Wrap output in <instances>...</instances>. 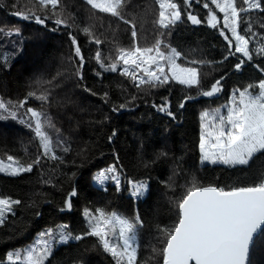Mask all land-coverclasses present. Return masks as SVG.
<instances>
[{
	"label": "trees",
	"instance_id": "obj_1",
	"mask_svg": "<svg viewBox=\"0 0 264 264\" xmlns=\"http://www.w3.org/2000/svg\"><path fill=\"white\" fill-rule=\"evenodd\" d=\"M174 2L180 5L182 15L169 29L155 23L160 11L157 0H128L123 15L136 25L138 46L151 47L159 38L181 54L183 64L197 63L198 86L170 81L163 86L137 87L138 81L121 75L122 61L115 72L102 68L95 59L97 50L105 65L114 61L118 48L133 47L131 25L92 9L86 0H61L62 18L69 26H57L54 18L41 25L14 14L30 8V0H0V98L16 103L33 91L49 95L43 104L28 98L24 108L16 109L17 119L0 120L1 157L11 155L24 164L40 157L31 172L15 177L0 173V197L21 202L0 224V264H12L7 259L11 250L25 251L50 229L56 243L46 264H116L97 237L59 243L60 225H67L73 235L88 230L83 214L86 208L93 212L100 208L133 222L138 215L142 225L138 224L136 231V264H163L164 244L158 226L178 222L177 202L194 179L200 186L228 190L252 186L264 177V154L257 153L248 165H217L201 161L199 146L201 114L220 107L237 90L264 79V72L256 67L264 68V56L256 54L259 41H250L253 61L237 71L234 65L246 58L241 53L230 54L234 45L230 49L220 35L222 13L210 4L219 19L218 27L213 28L207 23L204 0L200 4L193 0L191 8L183 0ZM237 3L240 6L241 0ZM189 11L198 16L200 24L187 19ZM242 16L257 37H264V12L253 10ZM86 27L103 43L90 42L82 31ZM238 30L248 35L244 22ZM224 31L231 38L230 31ZM72 37L85 57L83 68ZM217 79H221V91L210 97L202 95ZM165 100L175 119L153 106ZM122 104L125 107L121 108ZM28 107L44 112L54 125L43 130L51 137L52 152L58 159L43 156L35 133L20 122L29 119L25 115ZM111 165L122 172L119 192L114 183L102 186L94 181L96 173ZM128 181H148L147 192L131 196ZM73 189L76 196L71 210L61 211ZM249 261L264 264V234L256 237Z\"/></svg>",
	"mask_w": 264,
	"mask_h": 264
},
{
	"label": "snow or ice",
	"instance_id": "obj_2",
	"mask_svg": "<svg viewBox=\"0 0 264 264\" xmlns=\"http://www.w3.org/2000/svg\"><path fill=\"white\" fill-rule=\"evenodd\" d=\"M31 7L26 11L14 13L25 20H34L37 24H45L46 20L53 19L57 26L67 24L63 17V9L60 8L61 0H30ZM92 9L101 13L110 14L122 20L125 24L131 25V36L133 47L125 49L118 48L115 60L105 65L101 53L97 50L95 59L102 68L115 72L118 64L122 61L124 65H132L143 72L142 76H137L136 72H130L128 67H124L121 75L130 76L133 81H137V87L148 84L151 87L163 86L174 80L181 85L189 87L200 84L199 74L195 68H185L177 64L176 60L181 55L175 48L165 45L162 39H157L151 47H140L136 44V25L125 19L123 9L128 0H86ZM159 4V18L155 21L160 28L169 29L181 20V7L174 0H157ZM186 7L191 8L193 0H183ZM200 4L201 0H195ZM215 6L220 13H223V28L220 35L227 41L229 48L234 45V52L241 53L246 60L241 59L234 65L237 71L242 69L246 62L253 61L252 50L249 47L250 41H259L256 54L264 56V37H257L252 31V26L244 20L242 14L251 13L253 10L264 12V0H241L238 6L237 0H204L202 6L207 9V23L213 27H218L219 20L216 11L210 7ZM16 5L13 4V7ZM187 19L192 24H200L201 20L191 11L187 13ZM244 22L248 35L241 34L240 24ZM264 27V24H261ZM224 29H228L231 38ZM82 31L91 38L90 42L100 45L103 41L97 38L90 28ZM161 36L164 33L160 34ZM72 44L75 46V54L79 57L80 68L84 66L85 57L75 37H72ZM163 47L169 51L162 50ZM227 59V57H225ZM153 66H155L153 68ZM260 71L264 68L256 65ZM167 69V70H166ZM77 75L83 79L80 72ZM223 79V77H221ZM221 79H217L211 84L210 90H205L201 94L213 96L221 91ZM258 89L257 94H253L251 89ZM239 100L236 101V94H233L232 106L228 108L227 115H219V123L215 125V132H208L207 136L212 137L214 142L206 139L205 125L201 124L200 151L201 161H208L213 164L222 163L229 166L248 165L257 153L264 154V79L257 84H249L243 90H237ZM35 98L41 103H46L49 95L41 92H29L25 99L13 103L0 98V120L17 119L16 109L24 108L28 103V98ZM107 97V93H105ZM191 99V97H188ZM154 107L165 112L175 119L174 113L169 110L170 105L165 103ZM121 108L125 105H120ZM179 107L183 108L184 103ZM219 113L220 109H216ZM6 113V115H5ZM25 115H28L26 123L39 139V145L43 149V156H50L51 159H58L52 152L51 137L43 129L45 126L54 127L47 115L37 109L28 107ZM209 113L204 112L201 116L203 121ZM217 117H213L215 121ZM113 135H115L113 133ZM68 151L67 148L64 149ZM4 163L0 160V173L9 176H19L21 173H28L33 170L34 165L40 163V157L31 163L24 164L11 155L7 156ZM112 174L111 176L109 174ZM98 184L103 185L105 181H114L116 191H121V181L117 174L115 165L99 172L94 178ZM132 187L131 195L140 197L147 191L145 182L129 181ZM76 196L73 189L64 202L61 211L71 210L72 197ZM19 200L10 197L0 198V224L4 223L5 215L13 211V206L20 204ZM178 222L173 226H158L161 233L163 264H250V249L255 243L258 234H264V177L259 183L246 187H232L226 190L217 186H200L195 179L187 188L186 193L177 202ZM84 216L88 222V230L73 235L67 231V225H60L59 241L67 243L69 240L80 241L86 237H97L100 245L106 253H109L116 264H136L137 261V225H142L139 216L135 222L118 216L116 213L107 214L103 209L97 208L95 212L84 209ZM118 226V232H117ZM111 233L112 239L109 238ZM54 230L50 229L41 234L40 239L30 249L26 250L23 258L19 252L8 254L7 259L12 264H46L52 255L51 238ZM44 237H48L45 239ZM153 251H157L153 249Z\"/></svg>",
	"mask_w": 264,
	"mask_h": 264
},
{
	"label": "rangeland",
	"instance_id": "obj_3",
	"mask_svg": "<svg viewBox=\"0 0 264 264\" xmlns=\"http://www.w3.org/2000/svg\"><path fill=\"white\" fill-rule=\"evenodd\" d=\"M223 13H222V17H223ZM219 20V19H218ZM222 20V19H221ZM223 21V20H222ZM130 28H131V26H130ZM140 43V41L138 40V41H136V44L138 45ZM168 46H170V45H168ZM171 47V46H170ZM171 48H173V47H171ZM162 50H164L165 52H167V51H169V48H167V47H163L162 46ZM179 58H180V56L177 58V60H176V62H177V64H179L181 67H185V68H195V69H197V72H198V74H199V68H198V64L196 63V64H193V65H187V64H183L182 62H180L179 61ZM125 67H128V69H129V71L130 72H133V71H135L136 72V74H137V76L139 77V76H142L143 75V72L140 70V69H136L134 66H132V65H125ZM155 66H153V68H154ZM167 70V69H166ZM138 81V80H137ZM172 81H174V80H172ZM176 82V81H175ZM185 86H187V85H185ZM193 86H195V85H193ZM250 91H252L253 92V94H257L258 93V89L257 90H250ZM236 94V101L238 102V100H239V93L237 92V93H235ZM232 100H233V95L230 97V99L227 101V102H225L223 105H221L220 107H218V108H215V109H211V110H205L204 112H208L209 113V115H208V117H206L203 121H202V123L205 125V129H204V131H205V134H206V139H208L209 141H210V143L211 142H214V139L212 138V137H208L207 136V133L208 132H215V125L216 124H218L219 123V119H218V116L219 115H227V110H228V108L229 107H231L232 106ZM216 109H220V112L219 113H217L216 112ZM203 112V113H204ZM202 113V114H203ZM202 114H201V116H202ZM213 117H217V119L214 121L213 120ZM14 158H16V157H14ZM16 159H18V158H16ZM0 160H3L4 161V163H10L9 161H7V157L6 158H4V157H1L0 156ZM19 160V159H18ZM21 161V160H20ZM204 162H208V161H204ZM208 163H211V162H208ZM211 164H213V163H211ZM217 165H219V164H222V163H216ZM111 166H113V165H111ZM110 166V167H111ZM229 166V165H228ZM109 168V167H108ZM117 168V167H116ZM107 169V168H106ZM105 169H103L102 171H104ZM101 172V171H100ZM99 173V172H98ZM98 173H96V175L98 174ZM3 174V173H2ZM117 174L119 175V179H120V181H121V183L123 182V179H122V172L117 168ZM96 175H95V177H96ZM110 176L112 175L111 173L109 174ZM94 177V178H95ZM94 181H95V179H94ZM96 182V181H95ZM134 182H145L146 184H147V190H148V181H134ZM97 183V182H96ZM109 183H114V181L113 180H111V179H109V180H107V181H105V183L102 185V186H105L106 184H109ZM98 184V183H97ZM128 184H129V181H128ZM99 185H101V184H99ZM131 191H132V187H131V185L129 184V189H128V192H129V194L131 195ZM147 192V191H146ZM145 192V193H146ZM144 193V194H145ZM132 196V195H131ZM143 196V195H142ZM134 197V196H133ZM141 197V196H140ZM1 198V197H0ZM8 214V213H7ZM6 214V215H7ZM6 215H5V218H6ZM119 216V215H118ZM5 220V219H4ZM60 231V230H59ZM136 231H137V229H136ZM117 232H118V226H117ZM40 237H41V235H38L36 238H35V240H34V242H32V243H30V246H27V248L25 249V251H21V249H19V250H11V252H9L10 254H14V253H17V252H19L20 254H21V258H23V256H24V254L26 253V250H28V249H30L32 246H34L36 243H37V241L40 239ZM45 239H48V237H44ZM109 238L110 239H112V237H111V233H110V235H109ZM55 239H56V235H53V237L51 238V246H52V249H53V246H54V244L56 243V241H55ZM58 239V238H57ZM59 243H61L60 241H59ZM136 245L138 246V243H137V240H136ZM137 251H138V247H137ZM20 263V262H19Z\"/></svg>",
	"mask_w": 264,
	"mask_h": 264
},
{
	"label": "water",
	"instance_id": "obj_4",
	"mask_svg": "<svg viewBox=\"0 0 264 264\" xmlns=\"http://www.w3.org/2000/svg\"><path fill=\"white\" fill-rule=\"evenodd\" d=\"M258 235H259V234H258ZM258 235H257V236H258ZM257 236H256V237H257ZM252 247H253V246H252ZM252 247H251V249H252ZM251 249H250V254H251ZM250 254H249V260H250Z\"/></svg>",
	"mask_w": 264,
	"mask_h": 264
}]
</instances>
